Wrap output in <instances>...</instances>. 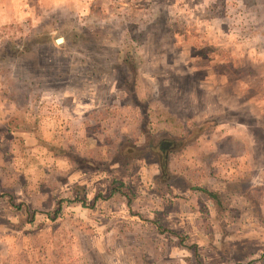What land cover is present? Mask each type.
I'll return each mask as SVG.
<instances>
[{"label":"rangeland","instance_id":"obj_1","mask_svg":"<svg viewBox=\"0 0 264 264\" xmlns=\"http://www.w3.org/2000/svg\"><path fill=\"white\" fill-rule=\"evenodd\" d=\"M18 2L0 264H264V0Z\"/></svg>","mask_w":264,"mask_h":264},{"label":"trees","instance_id":"obj_2","mask_svg":"<svg viewBox=\"0 0 264 264\" xmlns=\"http://www.w3.org/2000/svg\"><path fill=\"white\" fill-rule=\"evenodd\" d=\"M42 27L40 28V30H39V32H36L35 34H33V36L32 37H29V39H35L33 42H32V45H33V43L34 44H36V45H33V46H31L30 47V50H26V49H20V48H18L17 46L18 45H15L14 47H12V48H14V50L16 51V52H20V53H22L23 54V58H20L21 60L22 59H25V58H29V61L31 62V63H34V62H37L36 61V59L35 58H33V54H36L37 53V50L35 49L39 44H42V46H43V48L46 50V51H49V50H54V48H53V46H52V44H51V42H50V39H49V34H48V31L49 30H47L48 28L45 26V25H41ZM47 28V29H46ZM41 31H44V33H45V35L44 36H42V35H40V32ZM19 41H21L20 39H18ZM17 40V41H18ZM13 43L14 42H12V43H7L6 45H10V46H12L13 45ZM39 43V44H38ZM27 48V47H26ZM30 55H32V57H30ZM18 58V59H19ZM38 58V57H37ZM40 58V57H39ZM131 96H132V98H133V100H134V102L138 105V104H140V99H138V97L136 96V94L134 93V92H131ZM164 146H162L161 144V146L160 147H162V148H164L165 149V151L166 150H168V151H170L171 149H172V147H173V143H171V142H169V141H164ZM152 150H153V147H152ZM112 192V191H111Z\"/></svg>","mask_w":264,"mask_h":264},{"label":"crops","instance_id":"obj_3","mask_svg":"<svg viewBox=\"0 0 264 264\" xmlns=\"http://www.w3.org/2000/svg\"><path fill=\"white\" fill-rule=\"evenodd\" d=\"M0 1H3V0H0ZM19 2L18 3H20V1L22 2L23 0H18ZM25 3V2H24ZM23 3V5L25 6H27V4H24ZM29 12V11H28ZM7 13V17H8V21L9 20H12L11 18H13L14 16L17 18V19H19L21 16H22V13L24 14V13H26V11H24V9H22V10H20V9H10V12H9V10H7L5 7L3 8V4L2 3H0V14H1V16H5V14ZM23 16H25V15H23ZM6 18V17H5ZM23 18V17H22ZM7 21V22H8ZM5 22H6V20H5Z\"/></svg>","mask_w":264,"mask_h":264},{"label":"water","instance_id":"obj_4","mask_svg":"<svg viewBox=\"0 0 264 264\" xmlns=\"http://www.w3.org/2000/svg\"><path fill=\"white\" fill-rule=\"evenodd\" d=\"M62 40H63V38H58V39H56V42L59 43V42H61Z\"/></svg>","mask_w":264,"mask_h":264}]
</instances>
